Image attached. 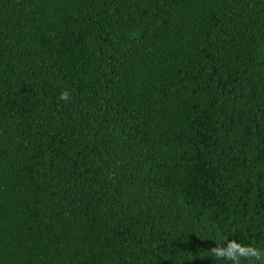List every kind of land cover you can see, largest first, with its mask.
<instances>
[{"label": "trees", "instance_id": "trees-1", "mask_svg": "<svg viewBox=\"0 0 264 264\" xmlns=\"http://www.w3.org/2000/svg\"><path fill=\"white\" fill-rule=\"evenodd\" d=\"M0 264H264V0H0Z\"/></svg>", "mask_w": 264, "mask_h": 264}, {"label": "clouds", "instance_id": "clouds-1", "mask_svg": "<svg viewBox=\"0 0 264 264\" xmlns=\"http://www.w3.org/2000/svg\"><path fill=\"white\" fill-rule=\"evenodd\" d=\"M60 99L61 100H68L69 99V93L67 91L61 92Z\"/></svg>", "mask_w": 264, "mask_h": 264}]
</instances>
